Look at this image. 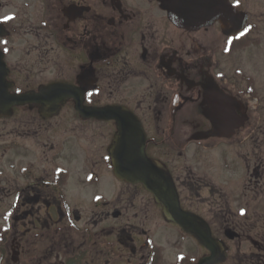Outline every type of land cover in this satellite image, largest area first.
<instances>
[{"label": "flooded vegetation", "instance_id": "1", "mask_svg": "<svg viewBox=\"0 0 264 264\" xmlns=\"http://www.w3.org/2000/svg\"><path fill=\"white\" fill-rule=\"evenodd\" d=\"M173 1L0 0L9 93L66 88L57 114L24 101L0 116L11 129L0 134V264H264V12L228 0L230 13L223 4L220 19L186 30ZM116 107L141 123L206 245L114 176L118 126L100 110ZM194 150L219 153V180L159 157ZM103 176L124 191L111 196Z\"/></svg>", "mask_w": 264, "mask_h": 264}, {"label": "water", "instance_id": "2", "mask_svg": "<svg viewBox=\"0 0 264 264\" xmlns=\"http://www.w3.org/2000/svg\"><path fill=\"white\" fill-rule=\"evenodd\" d=\"M224 1L208 0L206 3L203 1L200 3L199 0H195V9L182 7L176 11L177 22L183 28L197 30L207 24L209 16L213 17V21L220 19ZM200 22L202 24L199 26ZM227 26L229 28V25ZM6 73L0 60V116L12 115L13 107L24 101L41 104L42 115L51 116L58 113L66 88L51 86L42 88L38 93L18 97L9 93L12 84L7 82ZM100 111L106 113L105 119H115L118 126L114 145L110 149L115 176L126 182L143 184L155 195L156 201L163 205L164 215L168 221L179 224L197 237L201 244L206 245L208 241L204 231L206 228L204 220L181 209L170 173L160 162L150 159L147 155V138L138 119L123 108H106Z\"/></svg>", "mask_w": 264, "mask_h": 264}, {"label": "rangeland", "instance_id": "3", "mask_svg": "<svg viewBox=\"0 0 264 264\" xmlns=\"http://www.w3.org/2000/svg\"><path fill=\"white\" fill-rule=\"evenodd\" d=\"M256 4H257V6L255 7L253 12H258V10L260 12H264V0H258V3L256 2ZM2 123L3 122L0 121V134L4 133V132H11V129L9 127H7V126H3ZM1 141H2V139H0V144H1ZM3 150H4V147L0 148V163L1 164H4L5 160H7V158H8V156L4 157V155L2 153ZM199 150H201V149H199ZM199 150H197V151L194 150V151L190 152L189 155L192 156V159L187 158L186 154L184 155V158H180L179 159L178 155H176L175 153H171L172 155L171 154H167V153H169L167 151L160 152L159 153V157L162 160H164V161H167V162L170 161V164H171V166L173 168H175L176 166L182 167L181 164L182 165H187L189 163L192 164V165L194 164L195 166L200 167L203 170V172L207 173L212 179L219 180L220 176H221V156L219 155V153H215V152L214 153H209V152H202V151L198 152ZM44 152L50 154V152L47 149H44ZM78 156L79 155H75V157H78ZM71 158H72V155L70 157H68V160H70ZM81 158H84V157L80 156L78 161H76L73 164H71V165H73L74 174H75V170L76 169L77 170H82V168H81L82 167V162L80 161ZM186 158L189 161H185ZM35 159H36V156H35ZM25 161H22L21 163H23ZM238 161L243 166V160L239 159ZM106 175L108 176L109 174L106 173ZM105 178H107V177H104L103 180ZM104 182H105V184H104V186L102 184V187H104V188L107 187L108 193L111 194V196H117L119 193L121 194V192L124 191V189H125L123 184L121 185V184H119L117 182H115V186H114L109 181V179L104 180ZM77 189H78V187L76 189H74L76 191V193H77ZM89 191L90 192H96L97 189L90 188ZM75 200L77 201V198ZM79 206L83 209V212L86 213V212H88L90 210V209H86V208L91 207V204L85 203V204H82V205H79ZM2 212H3V215H4L5 212H6L5 208L1 211V213ZM5 224H6V220H4V219L2 220L1 219V221H0V229Z\"/></svg>", "mask_w": 264, "mask_h": 264}]
</instances>
